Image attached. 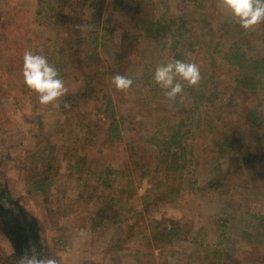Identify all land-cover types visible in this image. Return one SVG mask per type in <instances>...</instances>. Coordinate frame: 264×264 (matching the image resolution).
Returning <instances> with one entry per match:
<instances>
[{"label": "rangeland", "instance_id": "rangeland-1", "mask_svg": "<svg viewBox=\"0 0 264 264\" xmlns=\"http://www.w3.org/2000/svg\"><path fill=\"white\" fill-rule=\"evenodd\" d=\"M41 2L52 3L55 0H0L1 203L22 219L37 220L41 239L48 246V250H44V258H55L59 264H135L129 257L131 251L123 254L108 251L121 236L127 234V226H109L107 229L98 228L91 231L92 220L95 217V209L89 203L91 194L89 185L92 180L85 177V182L89 181L90 184L81 192L78 188L79 177L85 174L73 170L71 168L73 161L66 155L69 153L68 144H72L74 135L63 132L67 134L65 139L62 133L58 132L61 130L59 127L64 117L61 113L64 101L73 93L84 91V84L71 69L65 70V75L60 78L64 80L68 93L56 101L55 106L47 107L39 104L34 92L28 88L23 89L22 66L25 51L42 55L50 53L49 63L55 66L58 62L54 52L58 49L56 41L59 37V26L54 24L55 20L51 18V14L46 15L48 11L43 10L45 7L44 4L40 6ZM216 3L217 0H198V4L190 0H146L142 10L137 13H128V10L125 11L127 14L112 11L104 13V30L101 35L109 42V47L108 45L101 47L88 72L92 76V84L96 85L100 94L108 91L116 100L118 111L125 112L129 120L123 127L122 146L116 153H107L108 157L105 156L106 153L103 155L102 169L111 167L120 171L132 170L131 164L137 156L145 157L156 164L155 158L158 153L145 145L143 137L146 130H157L163 116L169 115L174 109L176 100L169 101L161 89H154L152 92L151 83H148L150 81L141 85L136 84L122 92L117 91L110 80V66L119 60L121 46L130 45L133 38H141L144 33L142 26L146 21L163 17L177 19L185 15L186 20L190 22L189 26H192V34L184 38V43L177 46L173 54L183 53L187 63L197 64L204 80H207L208 73L212 71L214 62L211 52L217 43H221L220 52L236 41L242 43L244 49L251 54L263 56L264 43L260 35L254 34L257 26L250 30L242 29L229 12L219 10ZM82 7L83 12L85 7ZM40 10L41 14L38 13ZM154 43L143 39L137 41V45L132 43L129 57H126L133 65L134 70L130 69L131 73L135 72L140 76V71H144L145 65L150 68L160 65L158 59L160 52L154 47ZM190 45L194 46V49ZM192 50H195L193 51L195 53H192ZM164 54L165 59H168L166 53ZM127 60L125 59L124 63ZM170 61L169 59L168 62ZM117 74L122 75L121 72ZM146 83L147 85H144ZM102 88L105 90L102 91ZM221 88L224 89L223 84ZM206 91L207 85L202 88L193 87L188 97L184 95L181 97V106H190L188 108L195 111L192 122L193 135L189 133L186 136L189 151L196 141L210 148L212 144H217L214 143L215 139L212 140V136L206 135V126L196 125L200 112L208 116L213 114L211 111L215 108L212 103L207 102L209 95ZM225 91V96L231 95V90ZM224 98L221 94L218 100L216 97L214 101L216 106L225 105ZM199 102H202V106L198 104ZM242 102L244 99L235 101L231 109L219 110L220 114H225L226 120L220 127L222 131L232 135L237 132L247 133V126L242 124L238 113ZM101 115L102 113L98 114L94 110L91 118H102ZM78 124L80 125L79 122ZM78 127L77 125V129ZM243 142L244 148L252 146L250 140L246 138ZM135 146L136 156L132 153ZM49 154L50 157L47 159ZM48 163L51 166L47 167V170ZM221 163L223 172L233 175L238 170L241 172V175L233 176L235 179L225 182L223 190L228 192V196H232L231 200L222 195V188L216 190V194L215 190L197 192V187L204 185L210 172L206 167L200 169L197 161L192 165L188 163L186 170L177 174H170L169 171L167 183L164 182L166 174L163 167L157 173L152 171L143 178L141 170L134 169L131 178L110 175L116 182L112 184L114 188L118 180L123 182L122 190L116 192L113 197L117 198L118 195L119 198L123 197L129 202L128 208L133 209L123 221L132 224L140 220L143 223L141 224L144 227L143 232L150 237V243L142 242L141 239L135 240L140 248H145L147 260L152 262L155 258L158 264L165 260L170 264H215L217 260L214 259L213 262L207 260L206 253L218 249L224 252L222 264H233L235 260L240 264H264V244L248 242L241 235V227L248 219L245 214L264 213V189L258 193L247 190L240 185L241 183L236 182L238 178L242 179L241 182L243 179L256 178L258 172L262 170L252 169L254 167L251 166L242 169L236 161L227 157L223 158ZM182 172L183 187L179 186ZM44 176H48L49 180L56 183L53 195H36L32 191L33 180ZM169 186L179 192L173 203L168 202L171 195L162 194V202L161 200L155 204L151 202L149 213L144 214L143 218L136 217L137 212H143L144 198L147 195L153 194L154 191H165ZM104 189L100 188V192ZM234 210L236 215L231 220L230 215ZM154 220L167 224L178 223L183 231V238L173 246L157 244L152 239ZM81 231L85 233L83 237L80 236ZM222 231L227 232L228 240L222 237ZM220 243L222 245L219 247ZM12 252L11 245L0 231V254ZM33 252L39 256L35 247Z\"/></svg>", "mask_w": 264, "mask_h": 264}, {"label": "trees", "instance_id": "trees-1", "mask_svg": "<svg viewBox=\"0 0 264 264\" xmlns=\"http://www.w3.org/2000/svg\"><path fill=\"white\" fill-rule=\"evenodd\" d=\"M190 1L198 4V0ZM43 4L45 7L43 10L46 9L48 11L46 15L51 14V18L55 20L54 24L59 26V37L56 41L58 49L54 54H56V58L58 59L55 67L58 69L60 77L65 75V70L69 71L71 69L85 86L84 91L73 93L64 101L65 104L61 112L64 117L59 127L61 130H58V132L62 133L65 139H67V134L63 132H69L74 135L72 144H68L69 153L66 155H69L70 160L73 161L71 162V168L76 172L80 171L79 173L85 174L79 177L78 188L80 191L83 192L86 187H91L89 203L95 209L91 231H95L98 228L107 229L109 226H127V234L121 236L120 240L112 247L110 246L108 251L114 254L118 252L123 254L131 251L132 254L128 256L135 264H158L155 258L152 259V262L147 260L148 255L144 252L145 248H140L135 241L136 239H141L142 242L150 243V237L143 232L144 227L141 225L143 223L140 220L132 224H126L123 221L133 209L128 208L129 202L123 197L119 198V195L117 198L113 197V195H116V192L122 190L123 182H118V180L116 188H114L112 184L115 181L111 179L110 175L131 178L134 169L141 170L143 178L150 175L152 171L157 173L163 167L166 174L164 182L167 183L169 181V177L167 176L169 171L170 174H177L179 171L186 170L188 163L192 165L194 161H197L200 169L206 167L210 171L209 175H207L208 178L204 181V185L197 187V192L215 190L214 193L216 194V190L222 188V195L231 200L232 196H228V192L223 190L226 185L225 182L231 181L233 178L235 179L236 177L233 176L241 175V172L238 170L233 175L222 171L221 160L227 157L236 161L242 169L251 166L254 167L252 169L262 170V172H258L256 178L243 179V182H241L242 179L237 177L236 182L241 183L240 185H243L247 190L257 191L258 193L264 189V182H262L264 181V54L260 57L255 56L248 50H245L242 43L236 41L232 42L221 52L219 50L221 43H217L211 52V58L214 62L212 71L208 73L207 80L201 77L199 85L195 87L202 88L207 85L206 92L209 95L207 102L209 104L212 103L215 108L211 111L213 114L208 116H204L200 112L196 125L197 127H201V125L206 126V135L208 137L212 136V140L215 139L214 143L217 142L216 145L212 144L210 148L205 146V144L203 146L200 141H196L189 151L186 136L189 133L193 135L192 128H194V124L192 122L195 117V111L188 108L190 106L185 107V105L181 106L180 104L182 95L188 97L187 95L191 93L190 91L193 88L185 84L184 91L175 99L173 111L169 115L163 116L161 125H159L157 130H146V134L143 137L145 145H148L151 150L153 148L154 152L158 153L155 158L157 163L155 164L145 157L137 156L131 164L132 170L120 171L111 167L102 169L103 155L106 153L105 156H107L109 152L116 153L122 146L123 127L129 118L128 115H125V112L118 111L117 102L108 91L101 92L100 94L96 85L92 84V76L89 74L88 69L96 60L101 47L103 45L104 47H107V45L109 47V42L101 35V32L104 30V13L107 11L125 12L127 10L128 13H137L142 10V5L146 4V0H55L52 3L41 2L40 6ZM82 6L85 7L83 12ZM38 13L41 14V10ZM125 14L127 13L125 12ZM78 25H84L85 29L80 30L77 27ZM189 25L190 22L186 20L184 14L177 19L175 17H163L146 21L142 26L144 33L141 38H133V42L131 41L130 45L121 46L119 60L110 66V80L118 72H121L122 75L130 77L133 80L132 86L150 81L148 83H151L152 92L154 89H161L152 82L155 70L154 66L150 68L145 65L144 71H140V76L135 72H130L134 70L133 65H131V62L126 57H129L132 43L133 45L135 43L137 45V41L141 39L150 43L155 42L154 47L160 52L158 56L160 60L159 64H165L169 59L171 61L182 60L186 62V56L183 53L173 54V51L181 43H184L185 37L191 36L192 26L190 27ZM255 31V36L260 35L264 43V23L257 25ZM190 47L194 49V46L190 45ZM195 50L191 52L195 53L193 52ZM164 53H166L168 59H165ZM44 56L49 61L50 53ZM148 57L153 58L152 56ZM125 59L127 60L126 63H124ZM127 65H129L128 68H126ZM223 73L226 76H223ZM222 84L224 85V89L221 88ZM144 85H147V83ZM226 87L228 89H225ZM24 88L27 87L23 83ZM104 90L105 88H102V91ZM225 90H231V95L225 96ZM162 93H164L163 90ZM220 94L225 97L224 102L227 105L216 106L214 101L216 97L217 100L219 99ZM241 99H244V102L238 108V113L242 124L247 126V133L241 134L237 132L235 135H232L222 131L220 127L224 125L226 120L225 114H220L219 110H222L221 108L231 109V106L235 105V101ZM188 103H190L189 100ZM198 104L202 106V102ZM94 110L98 114L102 113V118H91ZM77 125L79 126V131ZM245 138L250 140L252 146L244 148L245 143L243 140ZM133 149L135 151H132V153L136 156L137 147L135 146ZM37 154L38 152L36 156ZM49 157L50 154L47 159ZM50 166V163L46 164V169L48 170ZM180 175V179L177 178L179 179V186L182 185L183 187V172ZM85 177L92 180L91 185H89V181L85 182ZM31 186L33 187L32 191L34 194L50 196V194L53 195L56 183L54 184L52 180H49L48 176H44L33 180ZM193 186L195 185L193 184ZM102 187L105 189L100 192V188ZM162 194L171 195V200L168 202L173 203L178 198L179 192L176 188L169 186L165 191H154L153 194L147 195L144 198L143 212H137L136 217L143 218L144 214L149 213L152 205L151 202L154 204L159 200L162 202ZM235 215L234 210L233 214L230 215L231 220L235 218ZM245 215L248 219L241 227L243 239L248 242L264 244V213L254 212L253 214ZM154 223L155 228L152 230V239L157 244L162 243L167 246H173L184 236L178 223L172 222L167 224L156 220H154ZM0 231L2 236L11 245L13 251L11 254H0V264H17L18 259L25 253L28 255L35 254L33 247L36 248V253L39 255L38 258H44V250H48V246L41 239L37 220L35 218L25 220L17 216L13 210L6 208L1 203V198ZM221 235L223 238H226L227 232L222 231ZM226 239L228 240V238ZM221 245L222 243L219 244V247ZM223 253L218 249L208 251L206 259L211 262L216 259L215 264H222ZM162 264L170 263L165 260ZM233 264L240 263L235 260Z\"/></svg>", "mask_w": 264, "mask_h": 264}, {"label": "clouds", "instance_id": "clouds-1", "mask_svg": "<svg viewBox=\"0 0 264 264\" xmlns=\"http://www.w3.org/2000/svg\"><path fill=\"white\" fill-rule=\"evenodd\" d=\"M219 10H227L235 22L244 30L253 29L264 23V0H217ZM84 30V25L77 26ZM22 76L26 87L37 95L41 106H55V102L68 93L65 82L60 78L57 68L49 63L46 56L25 51L23 55ZM201 81V72L197 64L172 60L158 65L153 73V82L164 90V96L169 101H175L176 97L184 91V86H198ZM112 84L117 91H127L133 85V80L124 75L112 77ZM85 233L80 232L83 237ZM17 264H59L52 257L38 258L37 255H22Z\"/></svg>", "mask_w": 264, "mask_h": 264}]
</instances>
